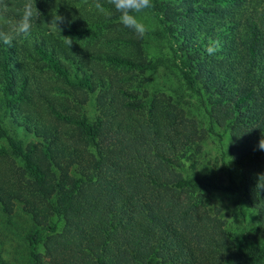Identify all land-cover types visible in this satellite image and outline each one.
<instances>
[{"label": "trees", "instance_id": "1", "mask_svg": "<svg viewBox=\"0 0 264 264\" xmlns=\"http://www.w3.org/2000/svg\"><path fill=\"white\" fill-rule=\"evenodd\" d=\"M24 2L6 0L11 23L0 29L11 32ZM100 3L104 13L92 0H36L31 36L0 43V210L18 206L32 221L24 264H264V0H152L150 9L179 85L199 97L209 131L228 134L235 189L262 227L240 238L203 193L224 187L181 170L195 169L205 130L181 94L149 92L159 61ZM55 14L61 35L44 24ZM209 40L221 42L215 55Z\"/></svg>", "mask_w": 264, "mask_h": 264}, {"label": "rangeland", "instance_id": "2", "mask_svg": "<svg viewBox=\"0 0 264 264\" xmlns=\"http://www.w3.org/2000/svg\"><path fill=\"white\" fill-rule=\"evenodd\" d=\"M144 18L150 26V30L142 38L144 55L151 61H159L157 69L147 73L149 92L164 91L174 95L176 91L181 94L184 101L182 106L186 114L194 118L206 133L195 169H190L186 163L181 169L182 173L191 179L217 181L224 187L213 191L204 189L203 193L210 201V212L213 213L215 209H218L221 217L226 221V227L238 238L247 235L251 230H257L258 226L261 232L262 227L259 225L257 210L250 205L241 191L235 189L239 176L227 153L229 140L227 132L217 126H214V132L209 131L210 123L200 104L199 97L179 85L173 52L163 33L161 23L150 10L144 14ZM17 135L24 141L33 138L31 134L22 129L17 130ZM31 224L30 217L18 206L11 215H6L0 210V256L10 264L26 262L28 255L26 234Z\"/></svg>", "mask_w": 264, "mask_h": 264}, {"label": "clouds", "instance_id": "3", "mask_svg": "<svg viewBox=\"0 0 264 264\" xmlns=\"http://www.w3.org/2000/svg\"><path fill=\"white\" fill-rule=\"evenodd\" d=\"M107 3L113 6L116 12L120 14L119 21L126 27L131 29L139 38H143L150 26L146 23L144 14L153 7L152 0H107ZM92 7L101 13L105 12L104 6L100 3V0H92ZM8 10V4L6 0H0V23H11L5 13ZM42 14L36 7V0H25L23 4L22 15L18 21L12 24L11 32H6L0 29V43L8 47L12 46L14 41V35L23 36L25 39L31 36L34 23L41 20ZM65 22V18L62 15L55 14L51 17V20L44 23L50 28L51 31L59 32L61 35L62 29L59 27L61 23ZM70 23V21H69ZM63 44L70 49L73 44V38L70 36H62ZM221 48V42L219 40H209L206 45V52L208 55H215ZM258 148L264 150V138L258 143ZM264 174L258 176L257 189H264Z\"/></svg>", "mask_w": 264, "mask_h": 264}]
</instances>
